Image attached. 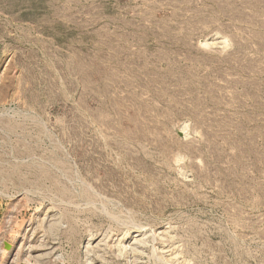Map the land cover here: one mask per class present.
<instances>
[{"label":"rangeland","instance_id":"374dc122","mask_svg":"<svg viewBox=\"0 0 264 264\" xmlns=\"http://www.w3.org/2000/svg\"><path fill=\"white\" fill-rule=\"evenodd\" d=\"M0 264H264V0H0Z\"/></svg>","mask_w":264,"mask_h":264},{"label":"bare ground","instance_id":"6f19581e","mask_svg":"<svg viewBox=\"0 0 264 264\" xmlns=\"http://www.w3.org/2000/svg\"><path fill=\"white\" fill-rule=\"evenodd\" d=\"M7 249L9 250L10 249V246H8Z\"/></svg>","mask_w":264,"mask_h":264},{"label":"water","instance_id":"95a60500","mask_svg":"<svg viewBox=\"0 0 264 264\" xmlns=\"http://www.w3.org/2000/svg\"><path fill=\"white\" fill-rule=\"evenodd\" d=\"M8 247V245H6V248Z\"/></svg>","mask_w":264,"mask_h":264}]
</instances>
